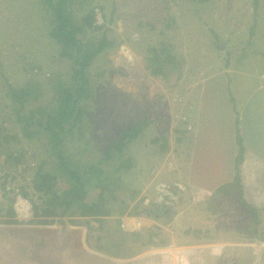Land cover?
<instances>
[{
    "label": "rangeland",
    "instance_id": "1",
    "mask_svg": "<svg viewBox=\"0 0 264 264\" xmlns=\"http://www.w3.org/2000/svg\"><path fill=\"white\" fill-rule=\"evenodd\" d=\"M221 1L195 0L196 7H189L193 0H52L82 27L76 38L83 51L102 47L81 83L72 79L78 65L62 57L49 36L55 16L45 2L0 0V264H39L35 256L46 242L61 244L53 252L57 264H264V199L253 196L261 184L252 181L262 173L249 168L248 198L230 196L225 214L215 210L212 215L206 208L210 200L194 201L185 184L191 128L187 119H178L179 106L189 109L192 84L203 75L204 62L213 69L221 63L214 45L248 29L247 40L231 37L234 51L249 47L252 52L264 44V0H256L248 12L233 0L237 5L227 13L234 15L228 23ZM215 8L222 10L219 16ZM194 12L201 17L195 30L205 52L202 69L189 67L185 54L187 69L177 73L181 56L175 55L171 65L161 63L168 52L163 39L169 32L177 50L175 43L190 32L187 17ZM208 31L226 39H214ZM174 75L179 77L169 82ZM79 87V118L71 129L65 125L58 147L69 166L82 172L84 201L101 204L102 213L82 216L74 203L63 216L37 219L47 225L8 224L16 221L15 192L30 203V220H36L33 207L47 198L33 186L37 165L52 176L54 192L68 188L42 127L45 116L62 107L60 89ZM10 88L25 91L26 99L18 96L20 110ZM226 93L235 97L232 87ZM128 127H135L136 138L119 149L121 131ZM183 128L185 133L178 134ZM90 166L102 171L98 179Z\"/></svg>",
    "mask_w": 264,
    "mask_h": 264
},
{
    "label": "crops",
    "instance_id": "2",
    "mask_svg": "<svg viewBox=\"0 0 264 264\" xmlns=\"http://www.w3.org/2000/svg\"><path fill=\"white\" fill-rule=\"evenodd\" d=\"M193 1L188 5L189 7H196V2ZM238 4H243L240 9L246 12L252 7L251 0H239ZM220 5L225 10L223 22H230L234 15L230 17L227 13L237 4L233 3V0H222ZM219 12L222 10L215 8L218 16ZM187 20L191 24L188 26L190 32L185 33L184 41L182 39L176 41L177 50H173L170 45L169 32L165 35L162 44L163 48L168 49V52L163 54L164 60L160 61L162 64L171 65L175 55L178 56L177 58L184 55V59L181 57L177 59V73L187 69L185 54L189 56V67L194 66L195 71L196 67L202 69L201 56L205 55L202 49L201 32L195 30V22L201 21L200 14L194 12L187 17ZM225 31V34H230L228 30ZM250 31L248 29L245 33L247 36L245 34L230 35L235 38H249ZM208 32L215 37L214 39H221L220 41L226 39L223 38L225 36L218 37L215 32ZM231 37L229 40H224L225 42L214 45L218 53L216 55L222 58H220L221 63L218 62L213 69L209 68L213 65L211 62L209 64L204 62L203 75L195 78L197 82L192 84L194 87L191 91L193 92L192 103L188 101L189 109L184 106H179L178 109L180 111L178 119L182 121L187 119L191 128V131H186L188 140L190 139V142L186 144L190 147H187L189 152L184 159V166H187L185 184L192 188L194 196L191 197L194 201L210 200V206L206 208L210 209L212 215L218 214L215 210L226 207L232 195L235 197L232 199L237 198L241 201L243 198L246 199V196L248 198L251 174L249 168H252L253 173L259 176L262 173L261 178L252 180L261 184L253 196L259 200L264 199V44H261L263 47L256 46L259 48L257 50L252 48V52L249 47L246 50L240 48L234 51L230 45ZM177 77L174 75L172 81V78L168 77L169 82L174 83ZM228 86L232 87L235 97L227 95ZM245 87L246 91H243ZM240 89L242 94L238 96ZM177 131L182 135L185 133V128ZM179 140L181 141V138ZM185 148L183 147L182 150ZM240 148H242L241 153ZM223 199L226 200L223 201ZM225 210L227 213L228 209Z\"/></svg>",
    "mask_w": 264,
    "mask_h": 264
},
{
    "label": "trees",
    "instance_id": "3",
    "mask_svg": "<svg viewBox=\"0 0 264 264\" xmlns=\"http://www.w3.org/2000/svg\"><path fill=\"white\" fill-rule=\"evenodd\" d=\"M47 5L48 9H50L55 18H54V26L51 27L49 31V36L52 40H54L61 47V56L64 58H69L78 65V69L74 71V77L72 79L80 78L81 83H84L85 80L83 78V71L86 70L93 58L102 50L101 45H96L94 49L84 50L83 47L79 44L80 40L76 38V35L82 31V27L77 25L75 22H70L67 18V14L60 8V2L56 5L52 2V0H43ZM253 6L256 4V0H252ZM90 18V16H88ZM91 21V18H90ZM60 89V88H59ZM10 93L12 96L16 97L18 101V106L20 107L18 110L22 108V103L18 100V96L22 95V99H26L25 91L21 92L18 89L10 88ZM61 96L59 97V103L62 107L55 110V113L47 114L45 116V125L42 127L44 131L47 132L48 135V145L51 147V154L55 157L56 166L58 170L61 171L62 175L66 177L68 182V188L61 192V194H57L52 189L53 178L48 173L44 172L43 166L37 165L35 168V172L33 173V186L36 191L41 192L47 198L42 200L40 206H34V213L36 220H30L28 223H37L47 225L48 222L38 221L37 219H41L40 217H56L63 216L66 213V210L72 206L74 203H78L77 205L82 210V216L87 215H96L98 213H102V206L96 205L95 203H86L84 201V192L83 187L84 184L82 182V172L77 167H71L68 164L67 157L65 152L61 148H59V144L61 141L59 140L60 133L66 131L65 125L67 129H71L73 127V122H76L79 118L80 110L77 107V101L81 97V93L83 89L79 87L78 90L69 91L66 88L60 89ZM28 117H32L29 115ZM77 117V118H76ZM135 127H128L126 130L121 131L120 138L118 141V148L121 149L125 147V145L130 143L132 140L136 138L137 133L134 130ZM242 148H240V153ZM122 167V166H121ZM89 171L91 175L98 179L99 175L102 171L96 167L90 166ZM101 184H95V186H99ZM264 214V212H263ZM10 213H7V216ZM264 220V216L262 217ZM264 222V221H263ZM8 224L17 223L15 220L7 221ZM60 232L65 230V226H60ZM36 230V229H35ZM61 235L59 232L57 234ZM39 245V244H38ZM62 247L58 242H46L40 245L39 253L35 256V259L39 264H57L56 258L53 254L54 250Z\"/></svg>",
    "mask_w": 264,
    "mask_h": 264
},
{
    "label": "built area",
    "instance_id": "4",
    "mask_svg": "<svg viewBox=\"0 0 264 264\" xmlns=\"http://www.w3.org/2000/svg\"><path fill=\"white\" fill-rule=\"evenodd\" d=\"M6 194H8V188H5L4 190ZM13 203H12V209L15 214V219L18 223H26L30 221L31 218V205L28 202L27 199L22 198L18 192H15L13 194ZM2 197V194H0V198Z\"/></svg>",
    "mask_w": 264,
    "mask_h": 264
}]
</instances>
